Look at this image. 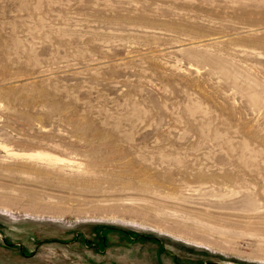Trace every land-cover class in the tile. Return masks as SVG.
<instances>
[{"label": "rangeland", "instance_id": "374dc122", "mask_svg": "<svg viewBox=\"0 0 264 264\" xmlns=\"http://www.w3.org/2000/svg\"><path fill=\"white\" fill-rule=\"evenodd\" d=\"M0 264H264V0H0Z\"/></svg>", "mask_w": 264, "mask_h": 264}]
</instances>
